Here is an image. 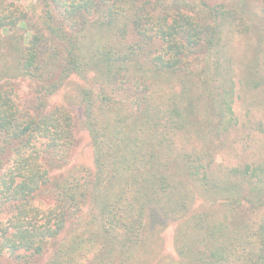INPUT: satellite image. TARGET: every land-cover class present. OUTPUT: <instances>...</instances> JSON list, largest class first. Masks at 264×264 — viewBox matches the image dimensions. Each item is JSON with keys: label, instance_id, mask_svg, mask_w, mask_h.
I'll list each match as a JSON object with an SVG mask.
<instances>
[{"label": "trees", "instance_id": "16d2710c", "mask_svg": "<svg viewBox=\"0 0 264 264\" xmlns=\"http://www.w3.org/2000/svg\"><path fill=\"white\" fill-rule=\"evenodd\" d=\"M18 1L0 0V264H264V160H216L236 38L257 33L239 82L264 88V20L245 0ZM70 78L93 170L54 179L76 123L49 99Z\"/></svg>", "mask_w": 264, "mask_h": 264}, {"label": "rangeland", "instance_id": "374dc122", "mask_svg": "<svg viewBox=\"0 0 264 264\" xmlns=\"http://www.w3.org/2000/svg\"><path fill=\"white\" fill-rule=\"evenodd\" d=\"M18 2L22 3L23 0ZM23 4V3H22ZM252 22L264 20V9L260 0H245L244 6ZM258 24V23H257ZM264 25V22H263ZM257 25L253 23V30L257 31ZM264 39V30L261 32ZM257 33H251L249 38H236L234 40L233 55L236 62L234 79L237 82L234 103L232 105L236 117V125L233 126L225 135L221 136L216 142L218 146L216 157L217 162H223L229 166L240 165L244 162H257L264 160V88L257 91L244 92L240 87L239 80L242 77L241 70L243 55L248 50L249 42L256 41ZM264 48V45H263ZM264 52V50H263ZM264 55V54H263ZM264 61V57H263ZM242 62V63H241ZM82 85L76 78H70L64 87L49 99L50 104L67 106L72 110L76 123L75 137L76 145L71 152L69 163L66 168L55 171L54 179L64 176L69 171H78L83 174L93 170L92 149L87 132L84 130L79 114V107L76 101L75 88ZM21 93L24 95L28 92L26 84L20 86ZM60 176V177H59ZM254 220H257L254 218ZM152 228L158 229L154 237V243L163 255H173L172 234L173 228L166 220L157 215H152Z\"/></svg>", "mask_w": 264, "mask_h": 264}]
</instances>
